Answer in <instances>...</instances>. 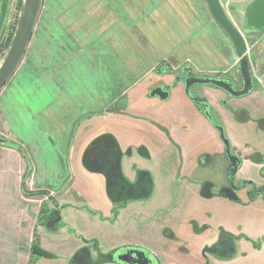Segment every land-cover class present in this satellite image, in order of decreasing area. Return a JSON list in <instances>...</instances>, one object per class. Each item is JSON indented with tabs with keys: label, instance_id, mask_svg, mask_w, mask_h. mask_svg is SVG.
Instances as JSON below:
<instances>
[{
	"label": "rangeland",
	"instance_id": "rangeland-1",
	"mask_svg": "<svg viewBox=\"0 0 264 264\" xmlns=\"http://www.w3.org/2000/svg\"><path fill=\"white\" fill-rule=\"evenodd\" d=\"M252 1L219 0L228 19L246 42V57L252 82L257 84L261 94H264V31L253 32L245 21V15ZM128 2L127 5L116 0H41L37 22L26 54L0 93V100H4L9 114L13 117L11 129L15 134H28L31 137L30 131L36 127L37 132L50 135L54 133L55 138L58 137L54 140L60 143L58 147H61L65 179L73 177L76 182L79 181L77 180V163L70 153L71 150L74 151L80 146L84 136L94 137L110 129L109 131L117 138L124 151L132 148L134 152L138 146L143 145L150 152L155 153L166 142L167 139L161 133L149 129L148 121L141 119V115L160 123H174L175 117L179 115V108L173 107L172 104L177 102L176 104L188 105L189 101L181 92L176 93L175 100L171 104L141 98L139 92L143 88L142 85L146 83L148 77L155 76L151 75L150 71L161 63L167 62L171 70L188 67L198 76L205 74L242 84L239 80L241 76L238 58L232 44L212 19L204 0H128ZM21 4L22 0H0V64L13 40ZM120 69L127 71L128 74L125 75L124 72L121 74ZM122 79L123 81L127 79V84L131 88L127 95L129 104L124 102L126 95L122 101L117 97L119 101H113L111 104L115 94L118 93L114 88ZM203 87L217 89L212 86ZM193 94L195 92L190 91V95L193 96ZM212 94L206 99L212 103L211 112L215 122L222 127V114L225 111L222 105L224 96L221 94L217 96L214 92ZM110 95L112 97H109ZM103 100L110 104L107 110L101 106ZM7 102H13L12 108ZM136 103H139L142 110L138 109ZM240 103L241 106H247L248 101L243 100ZM133 104H136L134 109L131 108ZM76 105H88L91 110L88 114L93 115L92 120L82 123L77 128L76 115L80 113L76 110ZM125 105H129V109L132 110L118 121H109L107 124L105 120L110 114H120ZM35 108L46 110V112H41L32 118L30 114L36 113L32 112ZM104 112L107 115L100 114ZM67 117L70 120H67ZM120 121L122 125H119ZM85 125L89 127L84 128ZM57 132L59 134H56ZM33 140V143L43 142L47 148L49 154L46 155L49 157L44 159L43 156L40 161L49 168L54 158L50 149L51 146L53 147L54 140H51V136L47 144L44 138L35 137ZM184 143L185 145H178L182 151L181 158L173 149L166 158L155 156L150 163L144 165V168L151 172L153 170L155 174L153 177L156 180L159 179L156 176L159 171L166 177L169 170L172 171L174 167L177 168L176 174L179 173L180 178L191 177L195 181L202 179L215 181L225 176V171L219 164L220 161H224L223 156L216 157L214 163L219 165L217 167L195 169L193 174L186 171L185 167L181 169L179 166L181 161L185 164L188 158H194L203 151L217 152L213 141L202 135L188 138ZM177 178L171 183L172 203L166 202L165 198L161 197L165 187L163 182H160L162 184L160 185L156 181V186H153L152 193L155 194L153 199L156 197L163 200L157 203L160 202L161 209L165 204L166 207L170 206V213H173L180 204L176 197L181 181ZM24 185H22L24 195L37 197L41 202V211L49 214L54 212L58 217L56 202L52 196V192L57 188L38 190L33 186V192L28 193ZM85 185L87 186L86 182H81V186L87 189ZM78 186L79 184L76 183L77 188H73L70 194L63 195L59 201V210H64L66 222L58 226H50L49 232L46 233L45 245L64 241L72 233L68 230L71 228L70 225L76 226V216L71 208L73 205L76 207ZM27 188L28 190L32 188L30 182ZM127 200L119 201L114 196L110 203L112 210L119 212L127 209L128 214H134L138 210L137 201ZM148 200L144 201V204L151 202ZM78 203L84 205L85 200ZM86 205L93 207V204L89 202ZM81 209L86 208L81 206ZM2 214L0 212V215ZM162 215L161 218L164 219V211L161 212ZM149 220L145 219V225ZM56 228L61 231L56 232ZM208 229L204 227L200 233H196L200 235ZM198 230L201 229L198 228ZM155 231H158V234L155 232L154 236L162 241V231L158 228ZM213 236L214 231H210L209 240H212ZM151 237L152 234L147 228L141 227L140 230H136L129 227L108 240V243L114 246H98L97 244L96 251L93 246L81 247L79 250L85 251L91 261L99 260L96 264H108L105 259L110 250L125 244L151 243L153 241L150 240ZM206 240L194 239L192 244L198 247L204 246L207 244ZM62 243L67 244V241ZM168 248L151 246V251L156 256L159 255L157 257L161 259L162 264H182V261L176 260L182 257L181 254L174 258L172 255L175 256V253H171ZM99 252L100 258L97 255ZM192 253L193 251L184 253L183 259H186L187 264L190 260H199L198 254ZM169 254L170 258L167 257ZM30 258L32 259V249ZM211 264L216 263L212 261ZM236 264L247 263L241 261Z\"/></svg>",
	"mask_w": 264,
	"mask_h": 264
},
{
	"label": "crops",
	"instance_id": "crops-1",
	"mask_svg": "<svg viewBox=\"0 0 264 264\" xmlns=\"http://www.w3.org/2000/svg\"><path fill=\"white\" fill-rule=\"evenodd\" d=\"M116 1L127 5L129 3L128 0ZM123 72L125 75L128 74L127 71L120 69V73L123 74ZM129 89L131 90L127 84V79L125 81L122 79L120 84H116L114 90L118 93L115 94L114 100L110 98L112 100L110 103L113 104V101L118 102L117 97L122 101L125 95H129ZM0 93H2V90ZM109 97L112 96L110 95ZM251 98L257 100L259 104H264V94L255 93ZM104 100L101 102V106L107 110V106H110V104ZM7 103L12 108L13 102ZM88 105H76V110L80 113L76 115V128L82 123L85 124L92 120L93 115L88 114V111H91ZM181 105L186 106L185 104ZM134 107H136V104L131 105V108ZM42 110L35 108L32 112L36 113L30 112V115L33 118L41 112H46V110ZM48 113L50 114V111ZM100 114L107 115L106 112ZM222 115L223 121L221 125L225 127L226 133L230 136L234 145H237V141L234 140L236 132H242L243 130H248V128L247 126L237 125L226 113ZM123 117H125L123 114H110L109 118L105 121L108 124L109 121H118ZM67 120H70V118L67 117ZM12 123V115L9 114L4 100H0V212L3 213L0 215V264H28L31 259L30 252L34 246L38 247V251L47 255L38 257L34 264H68L77 250L81 247L92 246V242L96 245L98 244V246H114L113 244H109L108 240L123 230L129 229V227L136 230H140L141 227L147 228L152 235H155V230L157 228L160 230L163 225L171 228L178 239L187 240L190 243L188 246H169V251L173 254L175 253V256L172 255L174 258L178 256V250L180 249L186 254L189 251H193L192 254L199 255L203 245L199 247L193 246V240L204 241L207 239L208 243L210 231H214L215 235L217 229L220 228L235 236H247L252 243L257 244L252 247V245L243 240L237 241L235 245L237 255L232 261L225 262L224 264L240 262L244 260L242 259L244 255L247 256L252 264H264V204L260 198L252 203H247L245 206L232 204L220 199L203 200L199 197V187L197 185L180 182L178 196L176 197V200H179L180 203L179 207L173 213L169 211L164 216V222H161V219H157V212L165 208L166 204L161 209L160 202H163V200H159L160 198L157 199L156 197L153 199L155 194L148 200L151 202L147 204L136 202L138 210L134 214H128V210L124 209L119 211L116 220L112 221L110 214L112 206L106 196L104 178L97 173L88 171L84 165L83 157L94 140L106 134L114 136L109 131L110 129L102 131L94 137L84 136L81 139L80 146L74 151L71 150L70 155H72L74 161L77 163L78 183L73 177L67 179L64 177V163L63 159L61 160L62 153L60 152L61 147H58L60 143L54 140L58 138H55L54 133L52 135L40 133L37 132L35 127L34 130L30 131L31 137L28 134L18 135L12 131ZM164 124L170 126L171 133L178 145H185L184 141L186 142L188 138L202 135L210 138L215 148L221 147L218 136L211 125L196 115L194 117L183 115L181 106L179 107V115L175 117L174 123L165 122ZM119 125H122L121 121ZM87 127L89 126H84V128ZM149 129L151 131L154 130L152 127ZM56 134L59 133L57 132ZM50 136L51 140L55 141H52L53 147H50L54 158L52 159L51 166L47 168L40 160H42L43 156L44 159L48 158L49 152H47V148H45L43 142L33 143V139L35 137L44 138L47 144ZM240 137H242V134ZM115 139L117 140L116 137ZM252 143L253 147L260 152L264 146V133L257 130ZM118 144L121 151H124L121 144L119 142ZM167 151L166 148L159 149V154L166 153ZM78 158L79 160L77 161ZM139 162L140 160L137 156H134L132 161L123 159L122 168L125 172H129L128 164ZM244 165L246 168L258 169V167L251 166L248 162ZM129 176L131 177V175ZM83 181L87 183V186L85 185L87 189L81 186V182ZM28 182H30L32 187L30 190L27 188ZM76 183L77 185L79 184L78 189H76V207L73 205L71 208V211L76 216V226L70 225L71 228L68 230H71L72 233L64 240L67 241V244L62 243L64 241H60L55 242L53 245H45L46 233L51 228L46 220L50 214L48 212L42 214L39 199L31 195H24L22 193V185L25 184L24 186L28 193L33 192V186L38 190L57 188L52 192V196L58 210V221L55 224L58 226V224L66 222L64 210H59V201H61L63 195H68L72 192L73 188L75 189ZM159 184L162 185L161 183ZM164 184L165 187H163L161 197L165 198L166 202H171V184L169 182ZM81 200H85L84 205L78 203ZM158 201L160 202L157 203ZM87 202L92 203L93 207L86 205ZM81 206L86 209L82 210ZM145 219H150L146 225ZM192 224L198 228L207 226L209 229L199 235L194 231ZM55 230L56 232L61 231L58 228ZM191 248L193 250H189ZM157 256L159 257L158 254ZM181 256V258L176 259L177 261L179 260L178 262L186 260L183 259L184 254H181ZM167 257L170 258V254Z\"/></svg>",
	"mask_w": 264,
	"mask_h": 264
},
{
	"label": "flooded vegetation",
	"instance_id": "flooded-vegetation-1",
	"mask_svg": "<svg viewBox=\"0 0 264 264\" xmlns=\"http://www.w3.org/2000/svg\"><path fill=\"white\" fill-rule=\"evenodd\" d=\"M252 30L253 32H263L264 28L259 30ZM150 74H153L155 76L148 77L146 79V83L142 85L143 88L141 92H139L142 99L145 100L148 98L149 100L159 103L163 102L164 104H171L175 100L176 93L181 92L188 99L189 104L186 106H182L180 103L176 104V102L173 103L172 106L175 108H179L181 106L182 113L185 116L194 117L196 115L206 120L217 134L218 140L221 144V147L216 148L217 152L203 151L195 155L194 158H188L185 164H183V162L181 161L179 164L180 168L183 169V167H185L187 168L186 171H189L190 174H193L195 169H208L212 166H219L214 163V161L216 157L223 156L224 161H220L219 164L220 167L225 171V176L217 178L215 181L204 179L195 181L192 180L191 177L180 178L179 173L176 174V171H178L177 168L174 167L172 171L169 170L168 176L165 177L159 171V173L156 174L157 178L159 179H154V171L152 170L151 172L148 169H145L144 165L150 163L152 159L155 158V156L166 158V156L170 155V152L173 149L178 152L181 158L182 151L171 133L170 126L158 121H153L151 119L145 118L141 115V119H146V121H148L147 123L149 124H147V126L149 125L167 139L166 142L161 145V148H158L155 153L150 152L143 145L138 146L135 152L132 150V148H129L126 151H121L118 141L115 139V137L110 134H106L103 135L105 137L101 136L100 138L94 140L83 155L84 165L86 166L88 171L97 173L104 178L106 196L109 202H112L114 196H116L119 201H128L127 199H131L132 202H144L152 197L153 186H155L156 181L159 183L169 182L171 184L173 183V180H176L179 175V181L186 182L190 185H197L199 187L198 194L199 197L203 200L220 199L232 204L245 206L247 203H252L256 199L260 198L264 204V146L261 151L258 152L256 148L253 147L252 143L257 134V130L264 133V104H259L257 100L251 98V96H253V94H255L256 92H260V94L262 93L261 89L258 88L259 86L252 82V87L247 95L239 98H233L224 90L210 84H193L189 86L186 91L187 82L189 80H192L193 78L220 79L219 77H212L205 74L203 76L195 75L188 67H183L180 70H171L166 62L154 67L150 71ZM239 80L242 83L241 85H239L237 81H231L229 83L234 91H240L243 88L242 79L239 78ZM203 86H212L217 89H208ZM192 90L195 92L193 96L190 95V91ZM155 91H158L159 93H154ZM212 92H214L217 96L219 94L224 96V99H222V105L224 106L225 111H223V113H226L228 117H231L237 125L247 126L248 128V130L236 132V137L234 140L237 141V145H234V142L226 133L225 127L223 125H221L222 127L220 128L223 129L224 137L228 140V148H226L220 137V132L217 129L220 124L218 125L215 122L213 118L214 115L211 112L212 107L210 101L206 99L207 96L213 95ZM124 100L125 103H129L128 96H126ZM243 100L248 101L247 106H241L240 102H242ZM250 103L253 104L251 105ZM138 104V109L142 110V107ZM132 109L129 110V105H125L124 110H122L120 114L126 116V114H128V111H131ZM131 115L136 119L133 113H131ZM241 134L242 137H240ZM163 148H166L168 151L166 153L159 154V149ZM134 156H137L140 162L128 164L129 172H125V170H123L122 168V160L129 159L132 161V158ZM231 158L233 159V162L231 161ZM247 162L251 166L258 167V169L246 168L244 164ZM129 175H131V177ZM161 179L164 180L161 181ZM204 185L210 186V198H203L200 196L201 188ZM107 191H109L111 194L108 195ZM229 196L233 199H229ZM169 208L170 206H167L163 208V210H159L157 212V219H161V222H164L165 219L161 218L163 217V215L161 216V212L164 211L165 215H167L169 212ZM118 213V211L111 210V220L114 221V219L117 218ZM55 215L56 214L54 212L50 213V216L48 218L49 226H54L56 223H54V221H58V217H56ZM204 227L207 226H203L200 228L201 230H198V227L194 226V231L200 233V231H202ZM159 231H162L163 234L162 241L156 238V236L152 235L154 239H152L151 237L150 240H153L151 243L121 245L115 249L110 250L105 260H107L108 264H113L111 263V255L114 251H118L121 248L125 247H134L147 250L155 257L159 264H162L161 259L151 251V246H166L168 248L169 246H188V244H190L187 240L178 239L175 236L173 230L167 225H163ZM239 240H243L244 242L249 243L250 245H252V247L257 245L256 243H252L247 236H235L219 228L217 229L216 234L213 236V239L209 240L208 243L205 244L201 249L198 255L199 260H190L189 264H211L212 261L216 264H224L225 262L232 261L237 255L235 245ZM153 242L156 243L153 244ZM159 242H161V244L158 245ZM92 246L96 251L97 248L95 246L97 245L92 242ZM178 253L184 254L185 252L180 249L178 250ZM99 254L100 252L97 254L100 258ZM242 259H244L242 261H244L245 263L252 264L250 263V260L247 258V256H242ZM98 261L99 260L91 261L87 257L85 251L77 250L68 264H96ZM182 264H187L186 260H183ZM234 264H236V262Z\"/></svg>",
	"mask_w": 264,
	"mask_h": 264
},
{
	"label": "water",
	"instance_id": "water-1",
	"mask_svg": "<svg viewBox=\"0 0 264 264\" xmlns=\"http://www.w3.org/2000/svg\"><path fill=\"white\" fill-rule=\"evenodd\" d=\"M208 11L214 22L223 30L228 37L238 58V69L243 82V88L240 91H234L230 82L221 79H197L193 78L186 84V91L193 84H210L224 90L233 98H239L248 94L251 89L252 81L248 58L246 57L247 45L232 22L228 19L222 9L219 0H204ZM41 0H22L18 22L11 45L0 64V91L12 78L19 65L21 64L30 41L33 36L35 25L38 18ZM245 21L248 27L252 29L264 28V0H253L248 7L245 15ZM154 93H159L155 91ZM153 93V94H154ZM220 137L226 146L229 147L228 140L225 139L223 129L217 127ZM233 162V159L231 158ZM200 196L210 198V186L204 185L201 188ZM229 199H233L229 196ZM113 264H159L155 257L147 250L142 248L125 247L114 251L111 255Z\"/></svg>",
	"mask_w": 264,
	"mask_h": 264
},
{
	"label": "trees",
	"instance_id": "trees-1",
	"mask_svg": "<svg viewBox=\"0 0 264 264\" xmlns=\"http://www.w3.org/2000/svg\"><path fill=\"white\" fill-rule=\"evenodd\" d=\"M103 137H105V136H103ZM102 137V138H103ZM101 138V139H102ZM107 194L108 195H110L111 193L109 192V191H107ZM44 212L42 211V214H43ZM41 214V215H42ZM42 256H47L45 253H43V252H40V251H38V247L37 246H34L33 248H32V259L30 260V262H29V264H34V261L38 258V257H42Z\"/></svg>",
	"mask_w": 264,
	"mask_h": 264
}]
</instances>
